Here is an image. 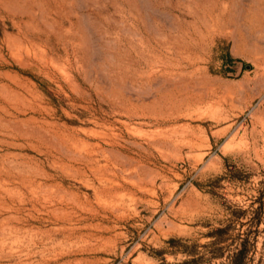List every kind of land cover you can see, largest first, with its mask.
Segmentation results:
<instances>
[{"label":"rangeland","instance_id":"obj_1","mask_svg":"<svg viewBox=\"0 0 264 264\" xmlns=\"http://www.w3.org/2000/svg\"><path fill=\"white\" fill-rule=\"evenodd\" d=\"M0 264H264V0H0Z\"/></svg>","mask_w":264,"mask_h":264},{"label":"water","instance_id":"obj_2","mask_svg":"<svg viewBox=\"0 0 264 264\" xmlns=\"http://www.w3.org/2000/svg\"><path fill=\"white\" fill-rule=\"evenodd\" d=\"M249 68V67H248Z\"/></svg>","mask_w":264,"mask_h":264}]
</instances>
